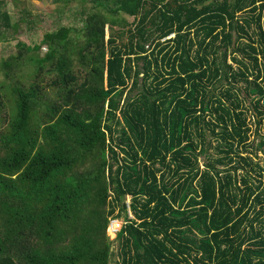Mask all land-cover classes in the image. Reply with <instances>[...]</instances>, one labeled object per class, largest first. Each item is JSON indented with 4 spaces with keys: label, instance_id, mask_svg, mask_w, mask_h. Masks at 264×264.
Wrapping results in <instances>:
<instances>
[{
    "label": "trees",
    "instance_id": "16d2710c",
    "mask_svg": "<svg viewBox=\"0 0 264 264\" xmlns=\"http://www.w3.org/2000/svg\"><path fill=\"white\" fill-rule=\"evenodd\" d=\"M79 1L0 61V264H264V0Z\"/></svg>",
    "mask_w": 264,
    "mask_h": 264
},
{
    "label": "rangeland",
    "instance_id": "374dc122",
    "mask_svg": "<svg viewBox=\"0 0 264 264\" xmlns=\"http://www.w3.org/2000/svg\"><path fill=\"white\" fill-rule=\"evenodd\" d=\"M4 2L1 10L8 11L11 14L12 24L19 22L21 19L26 20L22 23L16 38L14 36V29L8 30L5 34V40L0 42V61L1 59H9L12 55L17 54L16 45L18 42L22 41L27 45L34 46L41 42L44 34L56 31L62 26L83 27L84 10L86 13L91 12L90 6L84 7L79 0L68 4V6H65L63 3H56L55 0H4ZM125 18L128 23L133 21L132 17ZM115 29H119V27ZM46 52L47 46H44L41 53L45 54ZM25 70L29 71L27 67ZM1 79L2 77L0 76ZM241 96L244 98L245 106L251 107L250 104L253 96H249L245 91L241 93ZM251 116L252 113H249L248 117ZM263 136L264 128L261 126H256L255 128L254 124H252L249 152H251L250 154L255 161L264 165V144L261 149L256 148V145L261 141ZM213 144L215 145L216 142L214 141ZM209 153L213 155L215 151H210ZM206 161V157H200L199 164L201 168ZM112 238L115 239V236L112 235ZM111 251L113 254L111 264H116L119 261V245L116 242L112 245Z\"/></svg>",
    "mask_w": 264,
    "mask_h": 264
},
{
    "label": "built area",
    "instance_id": "2783aa9c",
    "mask_svg": "<svg viewBox=\"0 0 264 264\" xmlns=\"http://www.w3.org/2000/svg\"><path fill=\"white\" fill-rule=\"evenodd\" d=\"M125 205L127 210V217L128 220L133 219L131 210H130V198H125ZM124 217H112L109 220L107 234L112 241L117 239L118 234L120 233L121 229L127 224V221ZM112 235L115 236V239L112 238Z\"/></svg>",
    "mask_w": 264,
    "mask_h": 264
}]
</instances>
